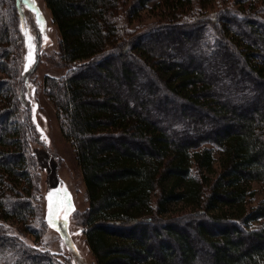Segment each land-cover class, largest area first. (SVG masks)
Segmentation results:
<instances>
[{"label": "trees", "instance_id": "obj_1", "mask_svg": "<svg viewBox=\"0 0 264 264\" xmlns=\"http://www.w3.org/2000/svg\"><path fill=\"white\" fill-rule=\"evenodd\" d=\"M197 1L45 0L66 70L46 94L83 176L97 264H264V198L247 204L264 184V0ZM150 10L157 24L129 26ZM20 23L17 0H0V264H66L38 245Z\"/></svg>", "mask_w": 264, "mask_h": 264}, {"label": "rangeland", "instance_id": "obj_2", "mask_svg": "<svg viewBox=\"0 0 264 264\" xmlns=\"http://www.w3.org/2000/svg\"><path fill=\"white\" fill-rule=\"evenodd\" d=\"M194 1L193 9L201 10L200 3ZM218 2L220 0L214 2L215 9ZM17 3L23 35V40L18 39L17 42V90L24 112L29 115L39 134L37 140L31 141L41 194L36 224L42 228L43 237L38 245L59 255L66 264H97L84 232L83 214L89 202L83 176L71 144L62 135L56 107L46 94V76L61 75L66 71L58 66L60 32L45 0H17ZM159 21V12L150 10L142 13L141 21H135L129 26L141 29ZM182 35L186 37L184 33ZM211 146L216 160L213 170L218 171L220 153L216 146ZM251 188L253 194L248 200V206H254L264 198L263 183L252 182ZM50 204L52 222L49 219ZM182 206L178 204L171 213L179 214ZM66 209L70 210L65 219ZM26 237L31 243L36 241L32 234Z\"/></svg>", "mask_w": 264, "mask_h": 264}, {"label": "snow or ice", "instance_id": "obj_3", "mask_svg": "<svg viewBox=\"0 0 264 264\" xmlns=\"http://www.w3.org/2000/svg\"><path fill=\"white\" fill-rule=\"evenodd\" d=\"M26 70H27V68H26ZM49 200H51V196L49 197ZM49 210H50V217H49V219H50V222H52V206H51V204H50V206H49ZM70 209H66V211H65V219L67 218V212L69 211Z\"/></svg>", "mask_w": 264, "mask_h": 264}]
</instances>
